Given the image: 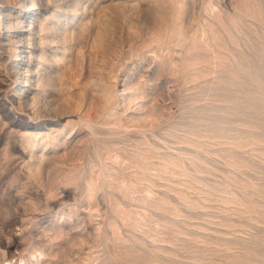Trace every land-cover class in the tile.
<instances>
[{
    "label": "rangeland",
    "instance_id": "rangeland-1",
    "mask_svg": "<svg viewBox=\"0 0 264 264\" xmlns=\"http://www.w3.org/2000/svg\"><path fill=\"white\" fill-rule=\"evenodd\" d=\"M0 2V264H264V0Z\"/></svg>",
    "mask_w": 264,
    "mask_h": 264
},
{
    "label": "bare ground",
    "instance_id": "bare-ground-1",
    "mask_svg": "<svg viewBox=\"0 0 264 264\" xmlns=\"http://www.w3.org/2000/svg\"><path fill=\"white\" fill-rule=\"evenodd\" d=\"M1 3V2H0ZM34 6V5H33ZM2 16V15H1ZM45 39V38H44ZM59 39V38H58ZM46 40V39H45ZM53 40V39H52ZM55 41V40H54ZM28 43V45H32V42H33V39L31 38L30 34L28 36H25V37H19L18 40H14L12 43L13 45H15V49L14 51L17 53V52H23L25 49H31L30 47L27 48V47H20V45H22V43ZM42 43V42H41ZM100 44V43H99ZM98 44V45H99ZM17 46V47H16ZM34 47V46H33ZM98 47V46H97ZM25 48V49H24ZM38 49V48H37ZM13 52V51H12ZM33 53V52H30V54ZM38 53V52H37ZM43 53V52H42ZM39 57V56H38ZM38 59H47L46 56L44 54L41 55V57H39ZM48 60V59H47ZM44 61V60H43ZM46 61V60H45ZM29 72V71H28ZM36 77V76H35ZM44 77V76H42ZM38 79V81H41V78L40 76H37L36 77ZM46 80V79H45ZM43 81V80H42ZM28 82V81H27ZM39 83V82H38ZM49 84V83H48ZM27 98V97H26ZM20 105V104H19ZM22 105V104H21ZM23 106V105H22Z\"/></svg>",
    "mask_w": 264,
    "mask_h": 264
}]
</instances>
